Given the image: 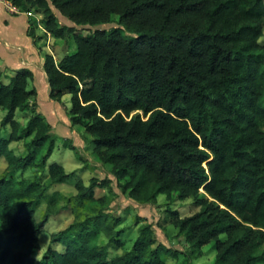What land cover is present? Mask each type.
Here are the masks:
<instances>
[{
	"label": "trees",
	"instance_id": "16d2710c",
	"mask_svg": "<svg viewBox=\"0 0 264 264\" xmlns=\"http://www.w3.org/2000/svg\"><path fill=\"white\" fill-rule=\"evenodd\" d=\"M41 12L57 38L75 33L77 49L60 60L46 53L49 97L71 95L68 115L81 125L101 161L110 164L123 192L144 202L159 194L194 198L199 210L171 221L191 247L217 249L215 264H264V0H9ZM53 7L76 24L98 25L119 16L120 26L76 34L60 24ZM29 34L35 36L34 25ZM123 32L132 33L130 36ZM0 70V264H167L182 250L158 240L152 224L140 227L132 249L124 248L121 219L108 208L111 197L96 187L111 178L76 182L67 198L82 209L65 229L53 233L40 261V236L59 208L49 190L71 173L48 164L56 148L52 125L38 110L34 72ZM18 111L31 112L23 127ZM25 137L26 152L10 143ZM66 145L78 151L71 140ZM27 169L48 177L23 176ZM44 199L43 217L36 206ZM224 235V236H223ZM102 236L107 238L104 240ZM121 248V252L112 253Z\"/></svg>",
	"mask_w": 264,
	"mask_h": 264
},
{
	"label": "rangeland",
	"instance_id": "374dc122",
	"mask_svg": "<svg viewBox=\"0 0 264 264\" xmlns=\"http://www.w3.org/2000/svg\"><path fill=\"white\" fill-rule=\"evenodd\" d=\"M53 10L60 24L75 26L76 34L79 35H90L98 28L112 30L120 26L118 15H115L113 20L108 23L98 25L76 24L56 7H53ZM31 16L33 24L37 26L42 24L45 26L44 17L41 12L35 11ZM123 33L130 36L134 35L128 32ZM74 35L75 33L68 35L66 38L49 36L48 39H45L47 41H44V46L46 47H41V49L43 51L44 48L46 52L54 54L58 61L65 53L74 52L77 49ZM260 41L264 43V34L260 38ZM39 57H42V54L39 55ZM32 58H34L33 55ZM6 61L10 66H15L19 63V57L9 56ZM33 61L36 63H27L28 65H25L36 72L34 78L30 80L29 86L30 88L37 89L38 95L34 100L38 102V110L44 115L46 120L51 123V134L56 136V148L50 156L48 164L59 162L64 165L67 172L71 173L67 181L57 183L49 190V194L54 192L58 193L59 208L57 212L50 217L46 223L45 230L41 233V249L34 256L36 261H40L43 258L50 246L59 250L64 249L62 243L52 242L51 236L53 233L67 228L74 221L76 212L82 209L78 204L69 202L67 198L77 193L76 182L78 180H82L86 185H89L92 177H95L99 180L111 178V184L109 186L96 187L95 191L97 196H102L106 193L111 197L108 210L121 219L116 229L122 230L121 239L124 242V248L129 250L132 249L139 234L140 227L150 223L153 225L159 241L165 243L169 247L183 251L178 257L166 256L165 259L167 264H215L217 249L213 243L203 245L202 254L188 260L184 252L191 247V244L187 241L185 235L180 232L179 227L171 221L169 209L177 211L181 216L191 215L199 210V207L193 204L194 198L188 197L186 199H180L176 195L168 197L166 194L161 193L158 195L155 202L149 203L136 200L123 192L120 185L121 181L112 173L111 165L101 161L96 152H94L91 143L93 136L89 134L86 136L83 126L72 124L70 121L68 109L71 106V95L69 93L65 94L63 101L51 99L49 97L50 86L46 85L48 79L43 65V58H41L40 61L41 66L35 59ZM21 66H24V64H20L19 67ZM0 70L3 72L2 79L8 81V77L13 71L5 67L1 62ZM5 113L6 111L0 108V130L5 137H8L11 130L10 127L1 129V119ZM30 115L31 112L18 111L16 113V118L20 121L21 126L24 127ZM67 139L78 146L79 149L77 152L66 145ZM24 141L25 137L20 140L11 141L10 147L17 154L24 153L26 152ZM6 166V159L4 157L0 158V172H2ZM20 174L23 176L40 175L43 179L48 177L47 171H40L38 169H27ZM46 204L47 202L42 199L38 206H36L37 217L39 219L43 217ZM102 237L107 241L105 236ZM111 250L113 254L122 251L121 248L115 250L113 246H111Z\"/></svg>",
	"mask_w": 264,
	"mask_h": 264
},
{
	"label": "crops",
	"instance_id": "0c3cea01",
	"mask_svg": "<svg viewBox=\"0 0 264 264\" xmlns=\"http://www.w3.org/2000/svg\"><path fill=\"white\" fill-rule=\"evenodd\" d=\"M13 6L9 0H0V62L14 72L21 68H30L25 65L35 64L34 59L40 63L41 58H43L44 63L45 54L49 52H46L44 48L42 51L41 47H46L44 46L47 41L45 39L53 35L47 32L42 24H39V26L33 24L31 16L34 13L33 10H22L19 7L14 10ZM31 25H34L35 28L36 41L28 32ZM41 54L42 57H39ZM32 55L34 58H32ZM9 56L19 57V63L10 66L6 61ZM20 64H24V66L19 67ZM32 71L34 74L36 73L35 70ZM46 85L49 86V83H46Z\"/></svg>",
	"mask_w": 264,
	"mask_h": 264
},
{
	"label": "built area",
	"instance_id": "2783aa9c",
	"mask_svg": "<svg viewBox=\"0 0 264 264\" xmlns=\"http://www.w3.org/2000/svg\"><path fill=\"white\" fill-rule=\"evenodd\" d=\"M12 8H13L14 10H16V9H17V7H16V6H13Z\"/></svg>",
	"mask_w": 264,
	"mask_h": 264
}]
</instances>
